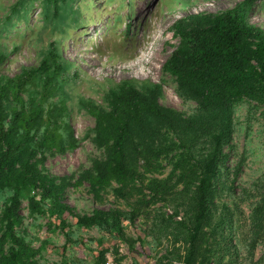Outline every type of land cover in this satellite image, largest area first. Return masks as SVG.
Wrapping results in <instances>:
<instances>
[{
	"label": "rangeland",
	"instance_id": "374dc122",
	"mask_svg": "<svg viewBox=\"0 0 264 264\" xmlns=\"http://www.w3.org/2000/svg\"><path fill=\"white\" fill-rule=\"evenodd\" d=\"M16 1L0 0V19ZM239 1L81 0L83 25L71 28L61 43L63 55L73 62L72 76L49 98L58 119L54 125L71 147L44 152L41 163L44 173L57 183L68 181L61 203L70 211L56 207L42 190L22 188L18 193L21 220L16 233L33 249L37 264H183L193 251L188 228L196 213L201 169L213 150L207 134L210 129L225 134L223 164L209 195L207 219L198 241L202 248L192 255L197 260L208 249L211 264H264V82L253 81L249 94L229 110L204 111L196 101L178 93L175 76L165 69L179 43L174 31L179 19L230 9ZM39 12L35 5L27 23L14 20L10 32L0 38L10 51L0 66L4 77L38 66L49 43L60 38L61 33L44 25ZM249 21L264 29V0L255 2ZM143 54L146 61H140ZM144 83L161 84L158 104L191 124L170 127L148 119L147 134L140 136V143L138 140L141 154L134 159L135 177L123 185L112 181L125 196L111 188H92L84 177L94 161L106 158V150L97 143L95 119L79 105V98L108 109V93L121 84L142 90ZM40 91V82L33 81L27 97L25 94L27 103L31 94ZM46 127L43 122L35 141ZM146 147L151 151L142 153ZM194 161L197 164L186 172L187 163ZM156 184L160 193L154 198L151 188ZM14 193V188L0 192V236L2 213ZM32 195H36L37 208L30 205ZM94 210L113 214L102 225L85 226L76 221V215ZM9 247L10 243H4L5 252Z\"/></svg>",
	"mask_w": 264,
	"mask_h": 264
},
{
	"label": "trees",
	"instance_id": "16d2710c",
	"mask_svg": "<svg viewBox=\"0 0 264 264\" xmlns=\"http://www.w3.org/2000/svg\"><path fill=\"white\" fill-rule=\"evenodd\" d=\"M257 0H241L234 7L216 13L198 12L179 19L174 25L178 46L165 62V69L175 76L178 93L197 102L202 110L226 111L234 103L249 94L253 81L264 82V29L249 21V14ZM81 0H17L9 14L0 19V38L15 25V21L27 23L29 13L36 7L45 26L61 33L60 38L49 43V48L35 67H24L12 78L0 73V192L14 188L2 213L4 230L0 236V264H37L32 259L33 249L17 235L20 223L18 193L22 188L53 198L54 205L70 211L61 203V193L69 184L62 179L44 173L41 163L44 152L65 151L66 145L54 124L57 118L49 98L54 97L68 83L71 59L65 58L61 48L64 37L71 28H80ZM17 48V47H15ZM10 55L0 42V66ZM76 73V72H73ZM33 81H39L41 91L31 94L27 103V92ZM161 84L144 83L142 90L121 84L106 95L108 109L97 106L91 99L79 98V105L95 119L97 143L106 150L104 160L94 161L91 172L85 176L92 188H111L124 197L122 188H114L112 181L124 184L135 177L134 159L141 154L139 143L143 140L146 121H155L170 127L190 125L177 112L158 104L162 94ZM26 94V97H25ZM55 118V120L53 119ZM45 122L47 127L35 141L37 130ZM213 150L206 158L201 177L197 182L196 213L189 227V244L193 251L202 248L198 243L209 210V195L214 177L222 167L221 157L225 134L223 131L208 130ZM184 150L186 147L183 145ZM150 147L142 153L150 152ZM40 154V158L37 156ZM191 157L190 153H188ZM188 162V161H187ZM185 167L191 170L192 165ZM180 165V161L178 163ZM186 172L183 176H186ZM153 197L160 193L158 184L151 188ZM36 195L30 197V205L37 208ZM113 213L94 210L89 215H76V221L85 226L107 224ZM115 216L116 213H114ZM135 214L132 212V220ZM10 243L7 252L4 243ZM193 251L184 257L183 264H211V254L203 249L199 259ZM193 254V255H192ZM103 257V256H101Z\"/></svg>",
	"mask_w": 264,
	"mask_h": 264
},
{
	"label": "bare ground",
	"instance_id": "6f19581e",
	"mask_svg": "<svg viewBox=\"0 0 264 264\" xmlns=\"http://www.w3.org/2000/svg\"><path fill=\"white\" fill-rule=\"evenodd\" d=\"M145 55L146 54H143V55L140 56V61H142V59L145 60V61L147 60ZM132 65H135V62H133Z\"/></svg>",
	"mask_w": 264,
	"mask_h": 264
}]
</instances>
